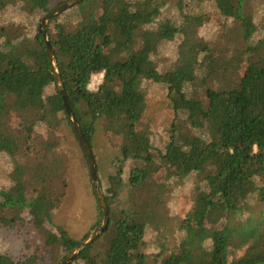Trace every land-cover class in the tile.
<instances>
[{"label":"trees","instance_id":"16d2710c","mask_svg":"<svg viewBox=\"0 0 264 264\" xmlns=\"http://www.w3.org/2000/svg\"><path fill=\"white\" fill-rule=\"evenodd\" d=\"M87 1L46 26L109 210L70 264H264V0H98L91 14ZM63 4L0 0V230L25 236L18 258L0 255L11 264H61L102 224L90 178L89 231L77 239L55 221L69 196L66 144L89 166L40 33ZM149 94L171 112L157 131L145 127ZM110 114L125 127L101 130L117 150L106 175L96 150ZM194 193L200 204L180 220Z\"/></svg>","mask_w":264,"mask_h":264},{"label":"rangeland","instance_id":"374dc122","mask_svg":"<svg viewBox=\"0 0 264 264\" xmlns=\"http://www.w3.org/2000/svg\"><path fill=\"white\" fill-rule=\"evenodd\" d=\"M57 1L60 3H67L71 0H50V3L54 5ZM83 3V2H82ZM100 2L98 0L85 3L83 9L88 13H96L100 9ZM95 84H93V89L95 90L102 82V74L97 75ZM149 95H144L145 105L149 109L146 111L145 118L147 121L145 123L146 128L153 127L157 131L162 126H167L168 122L171 121V112L164 107V100L154 98ZM125 119L119 114H110L103 119V123L100 129V136H98V148L99 153L96 150V156H100L98 161L100 162L105 174L107 175L112 172L111 167H108V162L117 154V150L110 143L108 138H105L102 134V129L112 128L113 131L116 128H124ZM25 136L35 142V145L39 146L41 152L48 150L53 141L47 138L44 131H34L28 129L25 131ZM96 148V147H95ZM66 153L70 154L72 160V171L69 177V196L64 201V204L58 214H56L55 221L57 224L63 226L69 231V233L77 239L83 237L85 232H88L92 225L95 223L97 218V199L94 195V190L92 187L91 173L89 166L86 167L84 157L82 156L80 150H74L66 144ZM42 164V160L39 161ZM88 168V170H87ZM111 168V169H110ZM91 182H90V180ZM94 186V185H93ZM198 205V194L194 193L187 200L186 204L181 205V216L180 220H185L187 214L190 212L191 205ZM186 206V207H185ZM24 235H17L11 232H6L5 230H0V255L8 254L10 257L18 258L22 251L24 250L23 240ZM0 264H11L5 258L0 259Z\"/></svg>","mask_w":264,"mask_h":264},{"label":"water","instance_id":"95a60500","mask_svg":"<svg viewBox=\"0 0 264 264\" xmlns=\"http://www.w3.org/2000/svg\"><path fill=\"white\" fill-rule=\"evenodd\" d=\"M85 1H87V0H71V1L67 2L66 4H63L62 6L51 11L43 19L42 23L40 24V33L44 36V39L46 42L48 57H49V60L51 62L52 68H53V74H54V77L56 79V84H57L59 91L61 93L63 103H64V106L66 108L67 115L70 117L72 125H73L75 131L77 132L78 137L81 141L82 148H83L84 152L86 153V156L88 159V164H89V169H90V173H91L92 183L95 187L97 199H98V202H99V205L102 209V214H103L101 226L96 228L94 231H92L90 237L87 240H85L76 250H74L72 252V254H70L61 264H70L82 249L89 246L91 243L94 242V240L96 238H98L104 231H106L108 224H109V221H110L109 220L108 205L106 203L102 188L100 186V182L97 178L96 160L94 158V155L92 153L90 145L88 144L83 133L81 132V129H80L76 119L72 116V111L69 107L67 96H66V93H65L64 88H63L62 79H61L55 58H54V51L50 45L49 37H48V34L46 32V26L51 21V19L57 17L61 13L65 12V11L75 7L76 5H78L82 2H85Z\"/></svg>","mask_w":264,"mask_h":264},{"label":"built area","instance_id":"2783aa9c","mask_svg":"<svg viewBox=\"0 0 264 264\" xmlns=\"http://www.w3.org/2000/svg\"><path fill=\"white\" fill-rule=\"evenodd\" d=\"M98 77L97 76H94L93 78H92V81H91V84L89 85V89H90V91H95L94 89H93V84L94 85H96L95 84V80L97 79Z\"/></svg>","mask_w":264,"mask_h":264}]
</instances>
